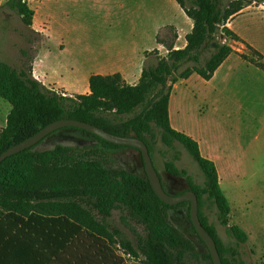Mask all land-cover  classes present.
I'll use <instances>...</instances> for the list:
<instances>
[{
    "label": "trees",
    "instance_id": "trees-1",
    "mask_svg": "<svg viewBox=\"0 0 264 264\" xmlns=\"http://www.w3.org/2000/svg\"><path fill=\"white\" fill-rule=\"evenodd\" d=\"M175 1L193 21L192 31L185 38L186 46L184 49L169 51L170 65L161 62L155 69L144 67L139 82L134 86L125 84L119 75L91 76L89 94L67 97L46 88L32 78L29 70H16L0 61V98L10 105L5 127L0 130V154L48 124L62 119L82 121L117 136L135 137L147 145L143 136L149 132V124L153 121L189 151L203 175L202 185H196L184 170H178L171 164H167L166 168L170 175L185 177L189 190L197 196L199 220L213 239L222 264H245L237 246L246 242L247 235L238 226L228 223L230 207L220 188L216 167L212 161L200 155L194 140L171 128L168 102L173 86L179 80L192 74L209 80L233 53L230 44L215 42L217 36L224 41L228 35L231 36V41H239L262 59L259 53L230 31L227 24L252 4L264 6V0ZM7 5L17 10L24 25L32 26L34 12L24 0H8ZM208 41L214 51L201 67L197 51ZM241 57L249 60L248 55L242 54ZM187 62L193 65L181 73L176 72ZM251 63L264 71L261 61L253 60ZM155 88H158L155 93L157 99L147 109V95L153 93ZM140 107L138 114L120 120L119 117L131 115ZM59 132L90 138L106 148L125 147L108 143L72 127L60 129L47 137ZM32 149L8 157L0 164V228L13 226L57 245L58 253L44 264L117 263L114 236L81 205L61 200L77 192L97 196L103 208L108 207L112 201L119 202L145 221H152L151 229L156 239L152 240L149 236L143 244L151 264H170L167 246L177 250L179 257L183 256L186 241L168 224L163 214L160 218L155 217L159 207L172 206L158 199L146 175L139 178L124 171H109L94 160L96 152L92 148L84 149L83 154L79 153L78 148L61 145L42 152ZM204 199L215 206L217 220L221 226L227 227L228 235L235 240L234 245L223 243L215 227L201 213ZM62 227L66 228V236L56 235L54 229ZM9 239L0 230V264L7 261L3 249ZM125 247L132 252L129 244H125Z\"/></svg>",
    "mask_w": 264,
    "mask_h": 264
},
{
    "label": "rangeland",
    "instance_id": "rangeland-1",
    "mask_svg": "<svg viewBox=\"0 0 264 264\" xmlns=\"http://www.w3.org/2000/svg\"><path fill=\"white\" fill-rule=\"evenodd\" d=\"M24 1L34 12V26L36 28L41 26L42 29L46 21L52 27L53 39H63L65 44H69L77 35L82 36L84 40L107 38L113 33V30L106 29L108 24L122 22L120 20L124 16L122 13L107 11L102 5L106 0H71L63 3H60V0H51L46 12L42 6L43 0ZM0 2V61L16 70H29L32 76V62L42 48L43 36L33 26L28 27L23 24L17 10L7 5L8 0H0ZM140 2L143 4V9L132 12L133 20L141 17L135 19L136 22L154 24L156 18L159 24L161 19L162 21L178 19L176 14L180 8L174 0H171V4L163 0ZM155 5L162 14L155 12ZM227 28L236 32L264 56V11H250L234 18L228 22ZM174 31L175 28L172 26L164 28L163 35L159 37V41L164 43V48L160 52L151 51L146 54L145 68L155 69L161 62L171 64L167 49L174 38L176 32ZM230 38L231 36L228 35L224 41L217 36L215 42L230 44L234 54L248 55L251 62L254 60L264 63V58L261 59L239 41H231ZM213 51L214 48L209 41L198 49L197 58L201 67ZM235 61L236 57H232L229 62L231 67L222 69L215 82V85H219L223 90L220 102L226 110L221 108L222 112L233 114L222 117L217 111L199 115L200 109L194 111V108L188 105L186 106L188 118L183 122V126L189 133L201 136L203 155L208 156L207 153L210 151L222 158L220 166H224L226 170L228 183H221V190L230 207L228 223L238 226L247 235L246 242L237 246L241 260L245 264H264V77H261L264 75L251 68L246 70ZM81 64H85V61L82 57L77 60L75 54H69L61 61L50 62L53 67L61 65L71 69L73 74L79 71ZM192 65L191 62L182 64L176 72L181 73ZM155 89L153 93L149 92L147 95V109L151 108L157 99L155 93L158 92V88ZM164 94L165 91L162 95ZM183 99L185 103L193 101L187 97ZM148 100L152 103H148ZM9 110V103L0 98V123ZM140 111L141 107L131 115L119 118L127 120ZM143 138L147 143L152 164L167 193L178 196L189 190L187 179L183 176L170 175L166 169L167 164L173 165L178 170H184L193 184L202 185L203 175L189 151L168 136L161 127L152 121L149 124V132L145 133ZM164 138L167 140L165 141ZM57 145L78 148L79 153L82 154L84 149L92 148L96 152L94 160L105 169L113 172L124 171L139 178H144L146 175L142 157L136 149L106 148L95 140L68 132H59L47 137L32 150L42 152ZM61 200L73 201L81 205L114 236L116 264H151L143 244L149 236L152 240L156 239L151 229L152 221H145L116 201L103 208L97 196L81 192L64 196ZM176 206L159 207L155 214L157 218L162 217L163 214L168 224L186 241L181 257L178 256L177 250L167 246L170 264H212L206 246L198 237L189 219L188 202ZM200 211L207 218L208 223L215 227L223 243L235 244V240L227 233V227L219 224L217 210L210 201L204 199ZM0 230L10 238L3 249L7 254L5 264H36L37 261L40 262L39 264H44L51 261L58 253L57 245H52L31 232L13 226L8 228L1 226ZM54 233L60 236L67 234L65 227L55 228ZM125 244L130 245L132 252H129Z\"/></svg>",
    "mask_w": 264,
    "mask_h": 264
},
{
    "label": "crops",
    "instance_id": "crops-1",
    "mask_svg": "<svg viewBox=\"0 0 264 264\" xmlns=\"http://www.w3.org/2000/svg\"><path fill=\"white\" fill-rule=\"evenodd\" d=\"M50 1L51 0H43L42 2L45 12L47 11ZM69 1L71 0H60V3ZM140 1L141 0H106L102 2V5L107 11H114L115 14H124L120 20L122 22L108 24L106 29L113 30V33L109 37L103 39L84 40L82 36L77 35L69 44H65L63 39H53L52 27L48 25L46 21H44L41 29V26L36 28V26H34L35 22L32 20V26L43 36L42 48L38 51L32 62V76L34 79L39 81L46 88L67 97L89 94V78L91 76L105 77L119 75L125 84L129 86L136 85L139 82L145 65L146 54L151 51L160 52L161 49L164 48L163 41H159V37L163 35L164 28L172 26L176 31H174V38L171 41L169 49H167L168 53L170 50L184 49L186 46V35H188L193 28V21L187 17L184 10L175 0V3L180 8V10H177L178 12L176 14L178 19L165 21L161 19V23L159 24L156 18L154 24L136 22L135 19L141 17L133 20L132 12H139L140 9H143V4ZM163 1L171 4V0ZM154 9L156 13L160 12L162 14V11L156 5ZM256 10L264 11V6L250 5L241 11L235 19L250 11ZM183 13L187 18L183 16ZM151 25L153 26L149 28ZM233 33L255 52L259 53L262 59L264 58L259 51L241 38L236 32ZM69 54H75L77 60L79 57H82L85 61V64H81L76 74H73L71 69L62 67L61 65L57 67L50 65V62L61 61ZM232 57H236L235 62L237 65H242L246 70L250 68L252 70L254 69L257 72H262L264 75V71L260 70L254 63L243 59L241 55L231 53L215 70L209 80H204L197 74H192L186 79L179 80L173 86L168 102V117L171 128L194 140L198 144L200 155L214 163L220 188L221 183H228L225 174L226 170L224 166H220V161H222L221 156L214 155L210 151L207 153L208 156L203 155L201 136L195 135L196 133H189L183 126V122L188 118L186 111V106L188 105L192 106L194 111L200 109L198 111L199 115L216 113L217 111L220 112L222 117H229L233 114L229 112L225 113L226 111L222 112L224 106L220 100L222 99L223 90L219 85H215L219 72L225 67H231L229 62ZM253 74H255V72H253ZM261 77L263 78L264 76ZM186 97L193 100L192 103H185L183 98ZM224 110H226V107ZM9 111L5 114L3 122L0 123V130L5 127L6 117Z\"/></svg>",
    "mask_w": 264,
    "mask_h": 264
},
{
    "label": "water",
    "instance_id": "water-1",
    "mask_svg": "<svg viewBox=\"0 0 264 264\" xmlns=\"http://www.w3.org/2000/svg\"><path fill=\"white\" fill-rule=\"evenodd\" d=\"M77 128L88 133H91L98 138L117 145V146H125L129 148L136 149L139 151L142 157L144 170L146 174V178L149 182V185L158 199L168 206H176L184 202H188L190 205L189 216L191 224L197 233L198 237L202 240L204 245L207 248V251L210 255L212 264H222L220 260L219 253L217 251L216 245L211 238V236L206 232L204 227L202 226L199 217H198V199L195 193L192 191H186L181 195L174 196L165 191L163 188L160 177L158 176L157 171L155 170L152 160L148 151L147 145L140 139L135 137H122L110 134L104 131L101 128L93 126L91 124L78 121V120H69L62 119L57 120L48 124L46 127L38 131L33 136L27 138L26 140L8 148L4 152L0 154V164L6 160L8 157H11L15 154H18L24 150L31 149L35 147L38 143H40L43 139H45L50 134L64 128Z\"/></svg>",
    "mask_w": 264,
    "mask_h": 264
},
{
    "label": "built area",
    "instance_id": "built-area-1",
    "mask_svg": "<svg viewBox=\"0 0 264 264\" xmlns=\"http://www.w3.org/2000/svg\"><path fill=\"white\" fill-rule=\"evenodd\" d=\"M62 95V94H61Z\"/></svg>",
    "mask_w": 264,
    "mask_h": 264
}]
</instances>
